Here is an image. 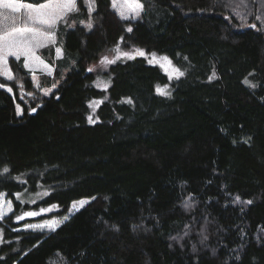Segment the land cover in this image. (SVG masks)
<instances>
[{"label":"trees","instance_id":"obj_1","mask_svg":"<svg viewBox=\"0 0 264 264\" xmlns=\"http://www.w3.org/2000/svg\"><path fill=\"white\" fill-rule=\"evenodd\" d=\"M142 2L139 19L123 20L113 0H95L91 13L79 1L47 58L49 86L68 67L49 96L23 59L9 58L17 81L0 78L13 90L0 88V173L10 169L0 194L13 211L0 220V264H264V26L255 19L264 0L241 9L261 30L234 15L240 0ZM119 43L165 55L185 75L137 56L97 88L88 69ZM30 211L39 214L17 219ZM65 215L55 231L26 228Z\"/></svg>","mask_w":264,"mask_h":264},{"label":"snow or ice","instance_id":"obj_2","mask_svg":"<svg viewBox=\"0 0 264 264\" xmlns=\"http://www.w3.org/2000/svg\"><path fill=\"white\" fill-rule=\"evenodd\" d=\"M86 6L89 13L95 11L96 4L95 0H85ZM113 8L118 10V14L121 19H139L141 13L145 10L142 0H113ZM245 0H240L238 4L234 7V15H236L242 22V26H247L253 29L261 30L258 28L256 23L248 24L247 20L244 18V13L241 11L244 8ZM0 9L11 10V13H21L22 11L26 13L23 24L17 26V18L14 16H9L5 14H0L2 19L5 21L0 25V76L5 77L7 80H14V74L9 66V57L15 58L16 61H19L21 57H24L25 62L22 64V67L32 71V68L35 64H42L44 69L47 70V74L51 76L53 74V68L48 64H45L40 57L36 54V50L42 47L47 46L49 43H56V30L60 23H63L67 26L68 17L72 13H77L80 11L78 7V0H41L39 3L26 2V0H0ZM255 19L260 22L261 26H264V15H256ZM35 25L43 26V28L35 27ZM85 27L88 30L93 28V23L88 22ZM128 32H132V27L127 28ZM123 38H121L122 40ZM56 56L62 57V50L56 48ZM117 53L115 59L109 60L107 57L104 58L103 63L112 64L115 63L117 59L126 58V59H135L137 56L147 58V55L142 49H133L132 52H121L119 48L114 50ZM151 59L148 61L151 63H159L161 67L172 65V61L167 57H157L156 53H151ZM89 72L93 71L92 68L88 69ZM185 75L184 71H181L178 67H172V72L169 75V78L174 76L176 79H179ZM215 74L213 73V78ZM244 83L249 87H256L255 84H250L248 80H245ZM23 88V85H19ZM109 85L104 84V90H107ZM0 88H6V90L11 93L12 87H6L5 84L0 83ZM158 93L165 95L163 90L157 89ZM31 95V94H30ZM44 95H50V91H45ZM23 99V97H21ZM131 103V100L127 101ZM102 101H93L90 104V107L98 106ZM18 114L23 113V109L19 104L16 105ZM32 113L36 112V108H31ZM90 123L94 122L92 116L88 117ZM10 171L9 168L5 167L0 174H6ZM19 180V177H16ZM48 193H44L47 195ZM6 194H0V220L4 218L8 212L12 211V202L11 200H4ZM16 199H20V194H16ZM94 199V197H93ZM191 199V198H189ZM236 203H246L251 204V200L241 201L239 196L234 198ZM88 203L86 200H80L73 202L72 209L78 211L79 208L84 207ZM56 205H53L52 208H56ZM185 207H192V205L185 201ZM5 208L7 211H5ZM52 208L41 209V212L51 211ZM37 212H25L22 215L18 216V220H22L25 217H34L38 215ZM70 218L69 215L63 217V223ZM59 226L58 222L53 220L47 224H37L29 225V228L40 229L48 228L50 231H55ZM187 235V233H185ZM175 239V237H173ZM204 239H207L205 236ZM195 250V249H193Z\"/></svg>","mask_w":264,"mask_h":264},{"label":"rangeland","instance_id":"obj_3","mask_svg":"<svg viewBox=\"0 0 264 264\" xmlns=\"http://www.w3.org/2000/svg\"><path fill=\"white\" fill-rule=\"evenodd\" d=\"M79 1L78 0V4H79ZM85 2V0H84ZM86 4V2H85ZM116 9V8H115ZM117 10V9H116ZM118 12V10H117ZM0 14H5V15H9V16H14L17 18V26H21L23 24V21H24V18L26 16V13L25 12H21V13H11V10H7V9H0ZM0 18H2V16H0ZM131 20H136V19H131ZM62 23H60L57 27V30H56V43L57 44V33H58V28L59 26L61 25ZM35 27H40V28H43V26H40V25H35ZM68 27L70 26H66L64 29L66 30ZM64 30H62L61 32H63ZM55 44H51L49 43L47 46L45 47H42V48H39L36 50V54L40 57V59L45 63V64H48L50 67L53 68V74L51 76L54 75V66L53 64L49 63L47 61V58H53V54H52V48L53 46H55ZM123 43H119V45H117L116 48H119L121 52H129V51H126V50H122L121 48L123 47L122 46ZM47 49V54L43 55V51ZM61 49V48H60ZM54 50H56V48L54 47ZM62 50V49H61ZM55 53V57L56 58H61V57H57L56 56V51L54 52ZM63 53V51H62ZM148 54V56H151L149 53H146ZM157 57H164L165 55H159V54H156ZM44 56V57H43ZM63 56V55H62ZM117 56V53L113 50L111 52H108L101 60H99L98 62L94 63L91 68L93 69V73H94V76H95V81H94V84L97 88H101V89H104V84L107 83L109 86L111 84V70H112V67L117 65L118 63L120 62H126L130 59H126V58H120V59H117L115 63H112V64H105L103 63V60L105 57H107L109 60H112V59H115V57ZM9 58H13V57H9ZM20 59H23V61L25 62L24 60V57H21ZM72 59V58H71ZM73 60V59H72ZM71 60V62H72ZM165 63V67H161L159 63H151V64H154V65H158L160 66L161 68L164 69V71L167 73V74H171L172 72V67H178L177 64H175V66H173V63L171 66H167L166 65V62ZM72 64H74V62L70 63V66H72ZM179 68V67H178ZM63 69V68H62ZM28 70V69H27ZM32 73V77H33V80H34V83H35V87L39 88L40 92L44 93L45 91H50V94L54 91V89L62 82V80H64L66 78V74L68 72V67H65L63 69V73L61 74V77L54 83L52 84V86H49V84L47 82H45V78H49L51 76H49L47 74V70L44 69L43 65L42 64H35L32 68V71H30ZM14 74V73H13ZM3 77V76H0V78ZM14 77H15V74H14ZM174 79L175 77L172 76ZM5 78V77H4ZM16 80V78H15ZM17 81V80H16ZM109 86L107 87V89L109 88ZM8 87V86H6ZM6 90V88H4ZM11 94H13V90L11 92ZM49 96V95H47ZM95 101H100V100H95ZM21 115V114H20ZM28 195V194H26ZM40 198V195H30V196H26L24 197L23 199L24 200H28V201H35L37 199ZM4 200L7 201L9 200L6 196L4 197ZM87 201V200H86ZM87 204V203H86ZM85 204V205H86ZM84 205V206H85ZM81 208H79L80 210ZM5 211H7V209L5 208ZM12 211H13V205H12ZM11 212H8L7 215H5L4 217L8 216ZM76 212V210H75ZM3 220V219H2ZM57 221L59 226L62 224V223H59L60 221H63V218H54V219H50V220H47L45 222H42V223H36V224H31V225H37V224H47L48 222L50 221ZM58 226V227H59ZM57 227V228H58ZM26 228H29L28 226ZM56 228V229H57ZM31 230H34V231H41V232H51L48 228H44L43 230H40V229H32V228H29ZM4 241V233L0 230V244Z\"/></svg>","mask_w":264,"mask_h":264},{"label":"water","instance_id":"obj_4","mask_svg":"<svg viewBox=\"0 0 264 264\" xmlns=\"http://www.w3.org/2000/svg\"><path fill=\"white\" fill-rule=\"evenodd\" d=\"M36 111H37V109H36ZM35 113H36V112H35ZM35 113H32V112H31V114H35Z\"/></svg>","mask_w":264,"mask_h":264}]
</instances>
